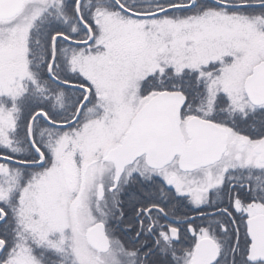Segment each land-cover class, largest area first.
Returning a JSON list of instances; mask_svg holds the SVG:
<instances>
[{
    "label": "snow or ice",
    "instance_id": "6c2138e0",
    "mask_svg": "<svg viewBox=\"0 0 264 264\" xmlns=\"http://www.w3.org/2000/svg\"><path fill=\"white\" fill-rule=\"evenodd\" d=\"M0 264H264V0H0Z\"/></svg>",
    "mask_w": 264,
    "mask_h": 264
}]
</instances>
